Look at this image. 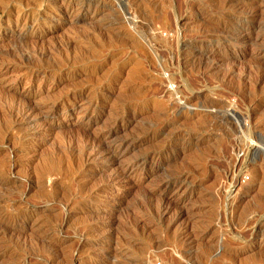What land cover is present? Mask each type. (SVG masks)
<instances>
[{
	"label": "rangeland",
	"instance_id": "1",
	"mask_svg": "<svg viewBox=\"0 0 264 264\" xmlns=\"http://www.w3.org/2000/svg\"><path fill=\"white\" fill-rule=\"evenodd\" d=\"M110 1L0 0V264H264V0Z\"/></svg>",
	"mask_w": 264,
	"mask_h": 264
},
{
	"label": "bare ground",
	"instance_id": "2",
	"mask_svg": "<svg viewBox=\"0 0 264 264\" xmlns=\"http://www.w3.org/2000/svg\"><path fill=\"white\" fill-rule=\"evenodd\" d=\"M100 1H101V0H100ZM105 1H106V0H105ZM109 1H110V0H109ZM61 2H62V0H61ZM66 2H67V1H66ZM71 2H72V1H71ZM92 2H94V1H92ZM96 2H97V1H96ZM102 2L104 3V1H102ZM110 2H111V1H110ZM67 3H69V2H67ZM73 3H74V2H73ZM54 4H55V3H54ZM56 4H57V3H56ZM63 4H64V3H63ZM107 4H108V3H107ZM58 5H60L59 2H58ZM67 5H68V4H67ZM89 5H90V3H89ZM89 5H88V6H89ZM108 5H109V4H108ZM110 5H111V4H110ZM110 5H109V6H110ZM112 5H113V4H112ZM55 6H56V5H55ZM78 6H79V5H78ZM84 7H85V6H81V8H83V9H84ZM64 8H65V7H64ZM69 8H71V7H69ZM56 9H57V8H56ZM65 9H66V8H65ZM71 9H72V8H71ZM57 11H59V10L57 9ZM67 11H69V9H68ZM68 13H70V12H68ZM34 16H35V15H34ZM25 17H26V16H25ZM27 19H28V18H27ZM24 21H25V19H24ZM33 22H34V21H33ZM31 24H32V23H31ZM34 24H35V23H34ZM261 24H262V23H261ZM17 25H20V24H17ZM21 25H22V24H21ZM32 25H33V24H32ZM30 36H31V35H30ZM34 39H35V38H34ZM169 81H170V80H169ZM171 81H172V80H171ZM172 83H173V81H172ZM170 84H171V83H170ZM179 89H180V88H179ZM184 90H185V89H184ZM166 91H168V90H166ZM170 91H171V90H170ZM170 91H169V92H170ZM172 91L177 92V90H175V89H172ZM166 93H167V92H166ZM170 93H171V92H170ZM178 93H179V92H178ZM185 99H186V98H185ZM187 101H188V100H187ZM185 103H186V101H185ZM187 103H188V102H187ZM190 104H191V103H190ZM189 106H190V105H189ZM15 108H16V107H15ZM21 108H22V107H21ZM24 110H26V109L24 108ZM24 110H23V111H24ZM27 110H29V108H28ZM19 111H20V110H19ZM23 111H22V112H23ZM26 113H27V111H26ZM20 115H21V114H20ZM24 115H25V114H24ZM25 116H26V115H25ZM84 144H85V143H84ZM253 145H254V144H253ZM258 148H259V147H258ZM256 149H257V147L255 148V151H256ZM70 150H71V149H70ZM97 150H100V149L97 147ZM97 150H95L94 152H93V150H92V152H93V153H96V154L98 153V154L100 155L99 151H97ZM105 150H106V149L103 150V149L101 148V151H105ZM88 151H89V150H88ZM90 152H91V151H90ZM85 153H86V151H85ZM87 153H88V152H87ZM87 153H86V155L89 154V153H88V154H87ZM96 154H95V155H96ZM83 155H84V154H83ZM96 156H97V155H96ZM92 158L95 159V157H93V156H92ZM45 170H46V169H45ZM46 171H47V170H46ZM81 232H82V231H81ZM185 235H186V234H185ZM184 238H185V237H184ZM187 238H188V237H187Z\"/></svg>",
	"mask_w": 264,
	"mask_h": 264
},
{
	"label": "built area",
	"instance_id": "3",
	"mask_svg": "<svg viewBox=\"0 0 264 264\" xmlns=\"http://www.w3.org/2000/svg\"><path fill=\"white\" fill-rule=\"evenodd\" d=\"M153 264H162L161 261H156Z\"/></svg>",
	"mask_w": 264,
	"mask_h": 264
}]
</instances>
